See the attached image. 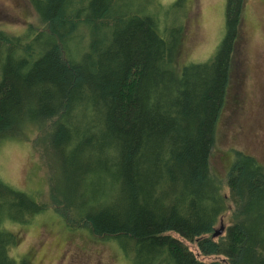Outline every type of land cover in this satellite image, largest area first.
<instances>
[{"label":"trees","instance_id":"16d2710c","mask_svg":"<svg viewBox=\"0 0 264 264\" xmlns=\"http://www.w3.org/2000/svg\"><path fill=\"white\" fill-rule=\"evenodd\" d=\"M27 2L39 27L0 31V147L37 134L48 190L0 180V264H27L6 226L50 210L128 264H264V165L233 152L221 179L209 161L244 0H225L214 53L179 73L183 0H151L152 15L135 0Z\"/></svg>","mask_w":264,"mask_h":264},{"label":"rangeland","instance_id":"374dc122","mask_svg":"<svg viewBox=\"0 0 264 264\" xmlns=\"http://www.w3.org/2000/svg\"><path fill=\"white\" fill-rule=\"evenodd\" d=\"M167 6L175 0H155ZM148 3V9L142 7ZM186 12L182 20L180 43L175 59L176 72L187 63L206 61L222 37L225 0H183ZM151 0H135V7L152 15L149 7L158 9ZM176 12L171 9L168 13ZM160 11L166 23H176ZM178 13V12H176ZM163 20L161 19V22ZM39 22L27 0H0V31L20 35L28 26ZM31 129L19 139L0 147V180L32 196L43 198L48 190V171ZM233 152L253 157L264 165V0H244L237 39L234 44L229 80L219 113L210 151L211 172L224 178ZM55 180L58 173L53 174ZM223 192L226 189L223 187ZM229 210L221 224L229 225ZM34 217L27 225H7L17 244L8 256L16 263L27 264H128L112 243L92 239L81 231H67L61 219L50 210ZM218 224L215 229L218 228ZM198 259L208 262L213 257H200L193 245L184 242Z\"/></svg>","mask_w":264,"mask_h":264},{"label":"water","instance_id":"95a60500","mask_svg":"<svg viewBox=\"0 0 264 264\" xmlns=\"http://www.w3.org/2000/svg\"><path fill=\"white\" fill-rule=\"evenodd\" d=\"M223 229H224V227H223V225L220 222L219 223V227L213 231L211 237L215 238V237L219 236L223 232Z\"/></svg>","mask_w":264,"mask_h":264}]
</instances>
